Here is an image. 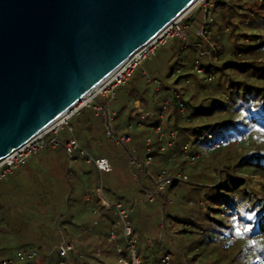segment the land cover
Masks as SVG:
<instances>
[{"label":"trees","instance_id":"obj_1","mask_svg":"<svg viewBox=\"0 0 264 264\" xmlns=\"http://www.w3.org/2000/svg\"><path fill=\"white\" fill-rule=\"evenodd\" d=\"M212 1L209 0L204 27L211 33L216 60L202 55L199 47L185 46L182 40L174 38L161 46L150 59L154 61L162 50H167L161 65L153 66L154 72L137 71L129 82L116 90L118 115L115 129L117 133H126L131 137L130 144L137 150L136 154L144 157L150 149L156 171L160 166H171V173L185 176V169L190 165L197 167L199 178L210 179L204 185L175 179L177 181L165 189L167 195L162 194L155 199H161L163 203V225L154 223L152 216L147 215L142 217L145 223L141 226L134 210L138 207L136 203L127 206L121 198H109L112 204L127 206V220L131 228L127 241L133 244L139 264H166V257H169V264H194L200 250H210L211 255H228L232 244L224 238L230 237L231 221L241 224L242 232L237 235L256 238L259 258L254 262L264 264V196L254 193L239 177L244 171L264 176V66L260 65L264 61V0H217L211 5ZM190 21L185 23L190 25ZM197 62L203 74L196 72ZM154 80L160 81L161 85L157 87ZM122 87L124 89L119 91ZM136 100L140 102L145 116L144 126L127 129L130 123L140 120ZM84 109L69 122L68 128L62 127L64 132L58 133L60 147L63 148L71 140L77 124L85 127L94 138L100 130L105 132L103 120L96 117L91 109ZM73 121L75 127L71 125ZM159 128L167 136L174 134L172 148L166 146L165 139H160ZM186 144L191 145L189 152L192 156H198L202 151L208 156H198L192 164L187 159L180 163L178 160L182 155L179 149ZM126 160L131 169V156L130 159L126 156ZM114 170L113 166L111 172ZM69 181L71 190L73 185ZM188 184L194 191L205 189L198 202L202 214L195 222L181 220L171 212L175 213L171 195L178 194L183 185ZM93 189V220H88L85 229L70 233L65 226H59L63 231L61 238H48L47 243L35 245L38 260L17 264H60L59 248L62 244L74 247L64 264H124L121 259L134 264L132 253L123 241L124 227L117 224L119 218L114 214L115 208L102 203L98 185H93ZM140 192L147 195L145 190ZM168 208L171 210L168 211ZM211 213H225L230 218L222 219L217 215L211 220ZM132 214L135 215L133 220ZM64 217L60 216V222ZM68 224L74 225L71 222ZM180 224H185V228H181ZM161 229H164L163 232ZM112 230L117 233L116 241L110 238ZM143 230L153 235L145 238ZM189 234L200 236L192 248L182 246L181 250H172L175 237H180L184 245L191 240ZM26 248L20 247L16 252ZM188 251L192 255H188ZM3 254L10 258L11 251L8 255L7 252ZM222 258L205 264H244L237 258Z\"/></svg>","mask_w":264,"mask_h":264},{"label":"water","instance_id":"obj_2","mask_svg":"<svg viewBox=\"0 0 264 264\" xmlns=\"http://www.w3.org/2000/svg\"><path fill=\"white\" fill-rule=\"evenodd\" d=\"M197 0H0V161L51 128Z\"/></svg>","mask_w":264,"mask_h":264},{"label":"rangeland","instance_id":"obj_3","mask_svg":"<svg viewBox=\"0 0 264 264\" xmlns=\"http://www.w3.org/2000/svg\"><path fill=\"white\" fill-rule=\"evenodd\" d=\"M208 4H209V0H199V3L187 14V16L185 17V21L187 20H191L190 21V29H189V38L195 43L199 44H203L205 45L206 39L207 38H202L198 35V32L201 31V29L206 30L204 26L205 24V19H206V15L208 13V11L205 10V8H208ZM203 27V28H202ZM208 40L210 41V39L208 38ZM168 43V42H167ZM166 43V44H167ZM208 46V45H206ZM167 50H162L159 53L158 58H156L154 61H151L149 59V61H147V63H144L138 71H140V73L144 72V73H151L154 72L155 70H153V66H160L161 63L164 61V58L166 57ZM152 59V58H151ZM203 61L206 65V59L203 58ZM261 66H264V61L260 62ZM152 88V85H151ZM124 89V87L120 88L119 91H122ZM154 96L151 94V97ZM117 98V95H116ZM92 110L94 112V110L92 108H86L84 110L89 111ZM85 112V111H84ZM95 114V112H94ZM96 117H98L95 114ZM101 118L105 124L104 118L102 117H98ZM99 120V119H97ZM117 120V117L115 118V121ZM74 121L71 122V125H74L75 127ZM98 124V122H97ZM68 125H66L65 127H67ZM68 128V127H67ZM128 129V127H127ZM63 128L59 129V132H64L62 131ZM58 132V133H59ZM127 132L129 133L130 131L127 130ZM74 133V134H73ZM72 136L75 137L79 143V149L76 150L73 154L68 156V166L71 165L74 160L76 159H84V160H88L93 164V174L91 175L93 178V184H92V188L86 190L87 194L86 197L88 199V201H84L79 200L82 193L84 192V189L86 187H88V185L90 184L86 179V176L84 174H82L79 178H82V184L81 186L79 185V181L77 180L78 178L74 177V172L75 169H71V173L70 175L71 177V181H72V189L71 192L73 193V197L71 196L69 202H67V212L64 214L65 217L64 219L60 222V220L58 221L59 226H65V229H69L70 233H78L79 231H82L83 229L86 228L87 222L89 219L93 220V216H91V213H93V200H95V198L93 199V185H98L100 187L99 190V196L101 198L102 193L104 192L106 194V196L110 199L116 200V199H123L124 201H126V205L127 206H131L133 203H136V206L138 205V207H135V212L136 215H138V218H140V225L144 226L145 221H143V216H147V215H151L153 218V222H157V224L159 225H163V219H164V212H163V206L161 203V199L155 200L154 201H149L148 200V194L144 195L143 193H141V190L146 189H150L154 186V180L153 178H150L147 176V172H140L137 171L139 179H135L133 177V171H132V167L131 169L128 167L127 164V160H126V156L129 157L131 154L133 153V148L132 145L129 144L128 148H124L121 146L116 145L115 143H113L107 136H106V127H105V132H103L102 130H100L97 134L96 137H91V133H89L88 130L85 129V127H81V125L76 126L75 130L73 131ZM105 133V134H104ZM58 137V134H57ZM72 137V138H73ZM61 139V136L59 137ZM50 137L47 138V140H49ZM57 141L59 142L58 138ZM64 148V147H63ZM183 149L180 148V152ZM178 150V151H179ZM128 151H130V153H128ZM67 153V152H66ZM127 154V155H126ZM189 154L191 155V152H189ZM207 154V155H206ZM135 155L140 158L141 161L146 160L147 156H146V152L144 154V157H140L139 154ZM99 156H105L107 157L110 161L111 164L114 166L115 170L113 172H98L95 168V164H94V160H96V157ZM200 158H204L206 156H208V153H206L205 151L203 152H199L198 155ZM153 157V155H152ZM183 158V159H182ZM185 158L181 157L179 158V162H184ZM189 161L190 164H192L193 162L190 161L189 159H187ZM186 161V160H185ZM154 157H153V161L150 165L149 171L152 177L157 178L159 176V174L161 173V171L166 170L168 175L170 176H177L180 175L181 177L184 176V174L181 173H171L169 170L173 167L171 166H160L159 169H157V171L154 168ZM28 165V163L26 165L20 166L19 168H25ZM71 168V167H70ZM83 169V168H82ZM198 170L197 167H193L188 165L185 169V176H189L188 180L186 182H190L192 184H208V182L210 181V179L208 180L206 177L202 176V177H198ZM85 176V177H84ZM74 177V178H73ZM215 177L219 178V176ZM240 178L244 179L249 187V189H251L254 193L260 195V196H264V176L263 175H252L251 173H249L248 171H244L243 173H241L239 175ZM256 179V180H255ZM5 180V179H4ZM3 181V180H1ZM174 181L177 180H173L171 182L174 183ZM170 184V185H171ZM84 187H83V186ZM168 185V186H170ZM80 186V188H79ZM167 186V187H168ZM166 187V188H167ZM21 190L23 189L22 192V196L25 197V187L22 188V186H20ZM191 188H193L190 184L188 185H183V187L181 188L180 192L176 195H171L172 197V201H174V204L172 205V210L171 211L173 214H175V216L181 220H191L193 222L197 221L198 216H200V214H202L200 207H198V202L201 198V196L204 195V191L205 189H199L200 191H194ZM74 191V192H73ZM103 193V194H104ZM163 196H166L167 194H165V190L163 191ZM71 195V194H70ZM160 196V195H158ZM158 196H156V199L158 198ZM79 197V199H78ZM23 201V205L22 203L18 206V204L16 205V207L13 206V210H16L17 214H4L1 215L0 214V230H3L5 225H8L9 223H12V226L15 225L17 226V228L22 227H26L29 226L30 224H36V225H43V226H47L49 225V218L47 219L45 218V215H43V218L45 219H41V220H33V214L29 211V208L26 209V205L24 200ZM14 204V203H13ZM126 206V209H127ZM79 207V209L81 210L80 212H75L74 208ZM125 207V206H124ZM23 208V209H22ZM129 208V207H128ZM182 208H184V211L182 210ZM186 208V209H185ZM220 208V207H219ZM222 208V207H221ZM169 209V210H168ZM167 210L170 211L171 208H168ZM223 210H225L224 208H222ZM29 211V212H28ZM128 211V210H127ZM134 212V213H135ZM170 212V213H171ZM217 215L220 216V218H227L229 219L230 217L226 216L225 213H211V220H214V217H216ZM35 216V214H34ZM84 218V222H81L82 219ZM135 218V215L132 214V220ZM13 219V221L11 220ZM16 219V220H14ZM33 220V221H32ZM65 220V222H71L74 225L70 226L68 223H64L63 221ZM97 220L99 221V219L97 218ZM96 224V222H95ZM93 225V224H92ZM92 225L89 227L91 229ZM181 228H185V224H180L179 225ZM230 228L229 232H230V237L229 238H224L226 242H229L232 244L231 250L228 252L229 254L226 255L223 253L221 254H214L211 255L210 250L207 251H197L199 252V255L196 259V261L194 262V264H205V263H213L214 260L216 259H220L222 258V260H225L224 258L229 257V258H237L238 260L244 262V264H258V262H254L255 260L257 261L259 258V251H258V245H257V240L256 238H250L248 236H240L237 235L238 232L241 233V224H239V222L236 221H231V223L229 224ZM192 226L189 227V229ZM235 227V228H234ZM118 228V227H117ZM23 228H19L17 229L19 233H23L25 230ZM164 229H161V232H163ZM143 235L145 234V238L152 236L153 234H151L150 232H147L146 230H143ZM116 233V232H115ZM117 236V233H116ZM189 238L191 239L189 242H186L184 245H182L181 241L182 239L180 237H175L174 238V243L172 245V250H181L184 246L186 248H192L194 246V243L197 242V240L200 238L199 235L197 234H189ZM1 239V238H0ZM19 240V239H18ZM123 241L125 242V244L128 243L125 239V237H123ZM123 245V243H122ZM20 247H27L26 249H34L35 245H26V246H21L19 244L16 245H12L11 246V256L15 257L17 254V250ZM6 248V246H3L2 244H0V258H9L8 256H5L3 253V249ZM254 250V252H253ZM188 255H192V252L188 251L187 252ZM258 254V256H257ZM220 264H226V262H222Z\"/></svg>","mask_w":264,"mask_h":264},{"label":"built area","instance_id":"obj_4","mask_svg":"<svg viewBox=\"0 0 264 264\" xmlns=\"http://www.w3.org/2000/svg\"><path fill=\"white\" fill-rule=\"evenodd\" d=\"M217 0H213V3H216ZM199 3V0L195 2V4L178 20H176L173 24H171L169 27H167L162 33H160L156 38H154L151 42H149L147 45L140 48L138 51H136L127 61H125L115 72H113L103 83L98 86L93 92V96L89 97L88 100L82 101L81 103L74 106L71 110H69L62 118H60L51 128L47 129L46 131L40 133L36 137H34L32 140H30L28 143H26L21 148L15 150L12 154H10L8 157L0 161V181L7 178L9 175H11L15 169L19 168L20 166L26 165L30 158L40 151L44 150L48 146H57V134L59 132V129L63 126H66L69 124V122L75 118L77 115L80 114L81 110L84 108H92L95 112V114L99 117L104 118L105 121V127H106V136L116 145L128 148L129 144L131 143V137L127 134H118L115 129V118L117 117L118 113L116 109L114 108V105L117 103L116 98V90L120 86L125 85L127 82H129L135 73L138 71V69L149 59L154 57L158 51V49L165 45L169 40L178 38L182 40L185 43V46H197L199 47L202 55L208 56L211 60V57L214 58V55L216 54L215 47L210 39L211 33L207 30H202L198 32V35L202 38L206 39V44L203 45L201 43L197 44L194 43L189 38V24H186L185 17L187 14ZM207 11V7L205 8ZM207 16V15H206ZM204 27V26H203ZM202 27V28H203ZM208 45V46H206ZM216 60V58H214ZM195 70L199 74H203V69L200 68L199 63H196ZM154 83L159 87L161 85L160 81L154 80ZM139 111L141 113L140 120L138 122L130 123L128 126V129H136V128H142L143 121L145 120V116L142 114V110L138 106ZM184 109V107H182ZM157 133L160 135V139L166 140V146L172 148L174 145V134H171L170 136H167L165 133L162 132V130L159 128L157 130ZM50 137L49 140L47 138ZM204 140V138H202ZM148 144H150V140H148ZM79 143L75 137L71 138L69 140L64 148L67 152V154L71 155L76 150L79 149ZM191 145L186 144L183 149L181 150V155L185 159H189L190 161H195L198 156H192L189 154V149ZM165 147H163L164 149ZM147 158L144 161H141L136 155L135 151L131 154V166L133 170V177L135 179H139L137 171L140 172H147V176L150 178H153L154 180V186L150 189H144L148 194V200L149 201H155L156 196L162 195L163 191L166 189L168 185L171 184V182L174 179L177 180H183L187 181L188 177L180 175L177 176H169L166 170L161 171L159 176L157 178H154L151 176L149 168L153 161V158L151 157V150L147 149L146 151ZM95 166L101 171V172H111L112 166L110 162L107 159H96L94 160ZM104 205L114 207L115 212L114 214L119 218L117 224H122L124 227V237L127 241L128 236L131 233V228L128 223V211L124 207L122 203L117 204H110L105 202ZM100 216L102 213L99 214ZM112 241H116L115 238V232L112 230L111 236ZM128 247L132 253L133 256V263L139 264L138 259L135 256V250L132 243L128 242ZM60 256L62 258V261L60 264H64V260L68 259L70 251L74 249L72 244L64 245L62 244L60 246ZM254 252V250H253ZM258 256V254H257ZM39 259V254L34 249H25L20 250L17 252L16 256L13 258H6L1 259L0 258V264H17L18 262H25V261H35ZM121 262L124 264H128L126 261L121 259ZM166 264H169V257H166V260L164 261Z\"/></svg>","mask_w":264,"mask_h":264},{"label":"crops","instance_id":"obj_5","mask_svg":"<svg viewBox=\"0 0 264 264\" xmlns=\"http://www.w3.org/2000/svg\"><path fill=\"white\" fill-rule=\"evenodd\" d=\"M138 106L140 107V102L136 100L135 107L138 108ZM116 124L115 121V127L117 128ZM59 144L60 142H58L57 146L50 145L32 156L25 168L15 169L5 180L0 181L1 215L17 214V211L13 210V206L16 207L17 204L19 206L21 203L23 205L22 200H24L26 209L29 208V211L33 214V220L44 219L43 215H45L46 219L50 217L49 225L47 226L36 224H30L26 227L19 226V228L25 230L23 233H19L17 230L19 228L15 225L12 226V223L5 225L4 229L0 230V244L8 247V251L4 250V252H7V255L10 254L12 245H38L47 243L48 238L54 240L61 238L63 231L60 229L58 221L60 220V216L68 211L67 202H69L68 200L71 196L73 197V193L70 196L71 190L68 184L72 177L70 175V170L73 168L75 169L74 177L78 178L77 180L80 182V186L82 184V178L79 177L82 174L86 176V180L90 183L88 187L84 189L80 199L78 197L79 200L82 198L83 202L88 201L86 190L87 188H92L93 177L91 175L93 174V164L88 160L78 158L68 166V155L66 150L60 147ZM133 151L136 152L137 150L134 149ZM102 158L107 159L111 164V161L107 157L103 156ZM111 166L113 169L112 164ZM95 168L98 172H101L96 166ZM20 186L26 188L25 197L22 196L23 189L21 190ZM101 200L103 204L105 202L112 204L109 198L103 193ZM74 211L80 212L81 210L79 207H76ZM11 220L13 221V219Z\"/></svg>","mask_w":264,"mask_h":264},{"label":"bare ground","instance_id":"obj_6","mask_svg":"<svg viewBox=\"0 0 264 264\" xmlns=\"http://www.w3.org/2000/svg\"><path fill=\"white\" fill-rule=\"evenodd\" d=\"M88 98H89V97L85 98L83 101H86V100H88ZM255 180H256V179H255Z\"/></svg>","mask_w":264,"mask_h":264}]
</instances>
